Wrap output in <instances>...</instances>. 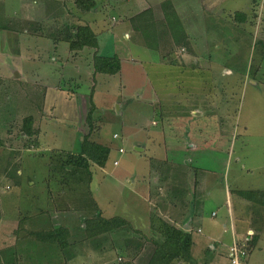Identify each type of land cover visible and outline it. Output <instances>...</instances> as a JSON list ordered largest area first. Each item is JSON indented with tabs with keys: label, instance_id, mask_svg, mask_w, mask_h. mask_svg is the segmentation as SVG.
<instances>
[{
	"label": "rangeland",
	"instance_id": "obj_1",
	"mask_svg": "<svg viewBox=\"0 0 264 264\" xmlns=\"http://www.w3.org/2000/svg\"><path fill=\"white\" fill-rule=\"evenodd\" d=\"M58 1L0 0V26L9 23L17 30L24 24L23 15L41 24L36 31L54 33L56 30L53 27L63 22H76L75 19L70 22L66 8L59 6ZM98 1L93 11L103 5L104 0ZM111 1L112 4L117 3L116 9L115 12H103V22L106 21L108 26L103 31L95 32L98 34L97 47L72 51L68 42H55L51 37L36 34L32 27L24 31V34L19 32L21 43H1L0 75L5 74L11 80L0 81V138L6 144L5 148L0 147V215L3 216L0 220V264L5 259H11L9 247L17 246V241L8 236L9 231L26 228V235L37 239L36 233L47 230L46 227L40 230L32 226L26 227L22 222V215L35 205L43 216H50L49 213H52L49 211V190H53L57 198L59 192H63L58 181L49 180L51 151H80L82 139L90 131L86 120L90 110L95 127L91 137L112 148L106 165L95 166L93 169L92 187L103 214L100 217L104 221L108 219L110 225V218L126 219L129 226L118 224L108 233L109 224H93L94 220L91 218L98 215L96 212L79 211L86 217L81 221L85 223V229L79 223L75 229L77 243L67 247V257L77 252V259L82 264L105 261L118 264L128 255L127 252H121L124 238L133 236L137 244L142 235L151 236L149 220L144 219L148 217V210H156L155 204L171 197L175 201L172 205L177 204V208L173 206L171 214L181 219L186 216L193 220L195 245L192 247V264H212L211 260L214 259H217V264H228L231 260L227 246L231 240L230 232L228 230L227 234H222V224L229 223L226 194L223 190L227 187L238 233L247 226L245 221L238 219L239 214L244 211L246 215H251V209L257 211L255 216L259 217H254L251 224L261 230V250L253 252L252 261L264 264V217L260 211L264 210V205L258 203L259 198L264 199V193H257L254 197L258 198L250 203L252 206L244 209L243 205L240 207L236 204L240 197L234 191L236 184L243 188L264 189V0H165L175 3L177 14L183 19L186 30L195 42L193 44L196 54H199L197 61L200 66L211 68L209 77L195 71V76L200 81L196 82L195 77L190 78L192 73L185 77L196 85V89L189 90L193 96H188L186 109L193 110L194 104H197L198 110H191V114L183 119L188 123L197 119L207 123L208 118L213 117L228 124L215 127L226 131L223 135L204 136L206 141L201 149V143L196 151L187 143L188 147H180L181 150L175 156V144H179L176 138L182 139L184 129L188 126L185 122L178 125L176 121L179 119L174 118L169 122L175 126L165 127L168 131V134L165 132V138L160 131L164 124L156 112L160 109V102L169 95L174 97L179 91L176 83L182 75L178 76L173 65L164 63L158 52L146 47L143 34L130 19L148 9L147 17L154 15V18L160 20L163 0H160L159 8H153L152 5L158 0H150L151 5L145 0H128L131 2L122 4L120 9L118 2L121 3V0ZM199 1L204 3V8ZM73 2L74 0H68L71 12L78 17L79 24L89 25L90 12L80 13ZM56 7L58 11L55 15L51 10ZM237 11L249 14V20L235 24L233 14ZM126 13L128 16H124ZM120 18L123 23H117ZM27 32L35 36L31 37ZM27 36L29 38L24 41ZM95 51L106 56L118 55L120 71L115 74L95 72ZM182 52L184 58L190 60V56H187L189 51ZM21 55H28L32 59L22 64L23 69L20 67ZM16 66H19L17 69L24 76L13 80L12 76L16 72L13 67ZM34 66L38 67L39 77H31L25 72V69ZM203 84L206 89L201 88ZM29 115L33 117L32 126L35 131L31 134L22 131L24 119ZM179 122L181 123L180 120ZM186 138L187 136L181 144L186 145ZM25 141H31L35 145L30 149L22 148ZM167 144L171 149H166ZM119 147L123 148V152L119 151ZM16 149H20V153L13 152ZM115 160H118V164H114ZM18 163L23 174L20 173L22 183L16 186L14 178L4 174L14 170ZM150 164L154 168L151 180L136 181L138 174L147 170ZM172 166L188 167V173L170 175L167 170ZM127 176L130 181L124 182ZM171 176L187 178L188 181L186 184H178L176 188L179 190L173 197L168 194L170 191L173 193L175 188L167 182V178ZM133 179L137 183L135 187H131ZM150 181L163 182V188L156 187L155 184L151 186ZM195 182L197 202L192 204L186 200L188 204L180 206L182 197L189 199L193 196ZM71 212L66 209L56 213L65 219L73 215ZM212 223L219 224V229L215 225L213 228ZM199 224L204 235H208H202L205 238L195 228ZM68 226L70 228V222ZM183 227L186 228L185 224ZM219 234L224 235L223 242L215 241L216 237L221 238ZM208 237H215L214 241ZM197 238H202L203 243H197ZM212 243L216 245V249L209 248ZM145 244L149 248L154 246L149 240H145ZM100 245L106 249L104 253L99 251ZM39 246L36 244L31 247L32 255L26 260L27 264H36L35 259L40 257V251L46 253L47 250ZM148 247L145 249L150 252ZM7 249L8 253L5 252ZM55 249L64 252L61 246ZM149 252H142L138 257H150ZM18 261L20 258L16 255L12 263L21 264Z\"/></svg>",
	"mask_w": 264,
	"mask_h": 264
},
{
	"label": "trees",
	"instance_id": "obj_2",
	"mask_svg": "<svg viewBox=\"0 0 264 264\" xmlns=\"http://www.w3.org/2000/svg\"><path fill=\"white\" fill-rule=\"evenodd\" d=\"M67 2L68 0H66V5L68 6ZM98 2V0H74L73 3L80 13H86L91 12V10L93 11L97 7ZM146 10H143L130 18L135 28L143 34L142 37H144V44L146 47L158 52L160 59L164 63L169 64V66L173 65L174 69L179 73L178 76H183H179L176 83V89H196L195 83L193 85L190 80L185 78L187 74L192 73L193 76L190 78L195 77V79H193L197 82L200 81V79L195 76L197 75L195 71L207 74L209 77L211 70L201 67L198 61H194L195 59H193V57L196 56V49L193 43L195 42L190 33L186 30L183 19L177 14L174 3L165 0L163 1L161 4L162 17L160 20L159 18H154V15L147 17ZM233 15V21L235 24L246 22L250 17L246 12L239 11L235 12ZM79 23V21L73 22V24L63 22L61 24L65 27L63 25L60 28L58 26L53 27L56 32L50 34L36 31L39 29L38 27H41V24L31 20L27 23L26 28L29 29V27H32L36 34L51 37L55 42L59 40L66 41L69 43V47L72 51L77 52L85 47H97L98 34H96L89 25ZM32 24H34V26H31ZM183 50L189 51V55L187 56H190V60L187 61L184 58ZM94 58L95 64L93 67L95 72L115 74L120 71L121 62L118 55L106 56L98 54L97 51H95ZM208 80L211 79L209 78ZM201 88L206 89L205 84H203ZM178 96H174L173 101H171L172 104L170 102L167 103L164 99L160 102L159 111L156 112L160 116L161 123L164 124V127H162L164 137H166L164 132L166 121L174 120V118L181 120L191 114V109L187 110L186 107H183L180 103V97ZM91 113L92 110L88 111L86 118L87 122H89L88 125L90 126V131L82 139L79 152H73L66 149H53L51 151L48 163L50 171L49 180L53 179L58 181L63 193L59 192V197L57 198L54 195V191L51 189L49 190V211L60 212L70 209L74 212H96L98 215H95V217L91 219L94 220L93 224L96 226L109 224L110 229L108 230L110 232V230L116 228L118 224L129 225V221L126 219L123 221L122 218H110V221L112 222L110 225L108 219L104 221V219L100 217L103 214L95 199L94 188L92 187L93 169L95 166L104 167L106 165L112 148L111 146L98 142L91 137V134L95 131V127L91 120ZM209 115H211L210 112ZM24 120L22 131L27 132V134L35 133L32 126L33 117L29 115ZM179 120L177 121V124L181 125ZM174 126L175 124L173 127ZM36 144H38V142ZM5 145V142L0 138L1 149L3 146L5 148ZM34 145L35 144L31 141H25L22 148L30 149L33 148ZM19 150L20 149H16L13 150V152L20 153ZM19 170L20 166L18 163L14 170L7 171L4 174L12 179L18 178L16 180L13 179L16 186H19L21 183ZM238 192L242 197L253 201V199L258 198L254 197L257 193H264V189H243L238 190ZM60 194H62V198H60ZM258 200L264 202L263 198H259ZM149 224L152 231L151 236L146 237V235H142L137 244V240L133 236L124 239L121 252H127L128 255L126 259H121L118 264H136V258L146 245L145 240H149L154 245L151 247V254L147 264L193 263L192 247L194 240L190 229L177 225L175 222L168 220L155 210L150 213ZM35 236L39 241L50 245L60 242L58 229L53 227L40 231L36 233ZM257 236L254 235L255 239L253 238L249 244H246V246H239L245 248L248 253H251L255 246ZM15 256L16 254L13 250L10 255L11 264H13L12 261Z\"/></svg>",
	"mask_w": 264,
	"mask_h": 264
},
{
	"label": "crops",
	"instance_id": "obj_3",
	"mask_svg": "<svg viewBox=\"0 0 264 264\" xmlns=\"http://www.w3.org/2000/svg\"><path fill=\"white\" fill-rule=\"evenodd\" d=\"M131 1H133V0H131ZM131 1L121 0V3L118 2L119 9H120V6L122 4L126 5L127 3L131 2ZM145 1H146V3L150 2V0H145ZM161 1L158 0V2H156V4L153 3L152 4L154 6L153 8H159L158 7L159 6V2H161ZM58 3H59V6H62V7L64 6L66 8V10H65L66 11V15L71 18V22L74 19L76 21L78 20V17H75L74 14L71 12V9H70L71 7L69 6V4H68V6L66 5V0H59ZM199 4H200V6L203 7L202 4H204V3L202 1L201 2L199 1ZM116 5H117V3L112 4L111 0L110 1L109 0H104L103 5H101L97 10L92 11V12L89 13V19H90L89 20V25L92 27V29L96 33L98 31H100V30L101 31L105 30V28L108 26L106 21L103 22V17H102L103 12L104 11H108V10L109 11L113 10V12H115ZM150 5H151V2H150ZM57 9H58L57 7L54 8L53 10H51L52 11L51 13L55 12V15H56L57 11H58ZM122 10L125 11V9H122ZM124 16H128L127 13L124 14ZM118 17H119V15H117L116 19H118ZM30 19L31 18H28V17L22 15V20L24 21V24H23L22 27H19L17 30H15L14 26L12 27V25H10L9 23L1 25L0 26V46H2L1 43H4V42H9V43L16 42V44L21 43L19 41V37H18L19 35L18 34H19V32H22V34H24V31H27L28 28H26V26H27V23L30 21ZM124 19H127V18L125 17ZM38 20H41V19H38ZM121 20H122V18H120L117 21V23L118 22L123 23ZM58 27L60 28V27H62V25L59 24ZM102 28H104V29H102ZM24 29H26V30H24ZM27 34L29 36H31V37L35 36L33 34H29L28 32H27ZM28 38L29 37L27 36L24 39V41H26ZM193 59H195L196 61L197 60L199 61V54H196V56L193 57ZM30 60H32V59L28 55H26V56L21 55V59H20L21 66L19 65L21 67V69H23L22 64L25 63V62L28 63V62H30ZM19 66L13 67V70L14 71L16 70L14 76H12V73H11V76H12L13 80L22 78L24 76V74L21 72V70L17 69ZM37 66L31 67V68H29L27 70L25 69V72H27L28 75L31 76V77H33L34 75H38L39 73H38L37 68L39 66L38 67ZM38 77H39V75H38ZM8 79L11 80L9 78V76H5V74L0 75V81L1 82H7V81H9ZM189 90L190 89H180L179 90L180 92L177 91V93L174 94V96H178L179 95L178 97H180V103H181V105L183 107H187L186 106L187 102H189L188 101V99H189L188 96H191L190 95L191 93L189 92ZM192 96H191V98H192ZM5 97L7 98L8 96L5 95ZM173 98L174 97H172V95H169V97L166 98V102L167 103L170 102L172 104L171 101H173ZM177 101H174V102H177ZM196 106H197V104H194L193 110L192 109L191 110L192 111H195L194 109L198 110V107H196ZM170 121H172V120H170ZM180 121H181V125L185 122L187 124L186 126H188L187 129L186 128L184 129V137L187 136L186 142H185L186 145L185 144H181L184 141V137L182 139L176 138V140L178 141L179 144H175V146H176L175 147V153L176 154L174 153V156L177 155L178 150H181L180 147H182V146L184 147L185 146L184 149H186V146L188 147L187 143H190V147L193 148L195 151L198 150L197 146H198L199 143H201V146H200V149H201L202 146H203L202 145L203 142L206 141L204 136L207 135V136H211V137H216L219 134L223 135V133H226V131L218 129V128H215V127L216 126L220 127L222 125L223 126L228 125L225 121H219L218 119H214L213 117L212 118L209 117L207 123L202 122V119L192 120L189 123L186 122L185 119H181ZM194 121H195V125L193 126V122ZM173 124L174 123H171V122L169 123V121L168 122L166 121L165 127L172 126ZM217 124H219V125H217ZM156 125H158V124L156 123ZM211 126L213 128H211ZM208 127H210V128H208ZM160 131L163 132V129H161ZM164 132H166L168 134L167 129H165ZM165 138H167V137H165ZM215 140L218 141V139H215ZM165 147H166L167 150L171 149L169 144H167ZM171 154H173V152H171ZM179 154H182V153L180 152ZM184 157H185V159H187L186 158L187 155H185ZM168 159H169V156H168ZM180 161H181V163H184V162H182V160H180ZM153 169L154 168H152L151 164L148 165V169L147 170H144L143 172H140V174H138V177L136 178V181H137V179L138 180H146V179L149 180ZM187 169H188V167L186 168L184 166H179V167L172 166V168H169L167 171L170 173V175H174V174H177V175L182 174L183 175V174H187L188 173ZM19 173H21L20 170H19ZM21 174H23V172ZM194 176L197 178L196 175H194ZM225 178H226V176H225ZM128 180L130 181L129 177L127 176L124 179V182H126ZM136 181L134 179L131 180V182H130L131 183V187H133V186L135 187L137 185ZM167 182L169 184H171L173 187H175L174 190H172L173 193H171V191L168 193L169 197L170 196L173 197L175 192H178V190H179V189L176 188V187L179 186L178 184H180L181 182H185L183 184H186V182H188V181H187V178L184 179L183 177L176 178V177L171 176V177L167 178ZM21 183H22V181H21ZM26 184H28V183H26ZM150 184H151V186H153V184H155L156 187H161V188H163V185H164V183L161 182V181H159V182H155V181L151 182L150 181ZM192 189H193V193H192L193 196L190 197L189 199L187 197H182V199H181L182 201L180 202V206H186L188 204V202L186 200L190 201V203H192V204H194L195 201L197 202L198 190H197L196 182H195L194 187ZM243 189H254V188H249V187L243 188L242 186L237 185V184L235 186L234 191L236 192L237 196L240 197V199L237 201L236 204L239 205V206L243 205L244 209H247V208H249V206H252L250 203L253 202V201H250V200L242 197L239 194L238 190H243ZM98 190H100V189L98 188ZM223 190H224V192L226 194V204L225 205L227 207V212H229L228 213V215H229V218H228L229 219V223H223L222 224V227H223L222 234H227L228 230L230 232L229 236H230L231 240H230L229 243H227L228 244L227 246L229 247V251H230V247L234 243H237L238 245H241V246H246V244H249V242L253 238L255 239L254 235H256V236L258 235L257 239L255 241V246H254L252 252L251 253L247 252V256L243 259L244 260L243 264H258V263H255V262L252 261V254L257 249L261 250V244H260L261 243V239H262L260 237L261 230L258 227H255V226H253L251 224L252 221H254V219H255L254 217H259L258 215L255 216L257 211L251 209L250 210L251 211L250 212L251 215H246V213L244 211H242V213L239 214L238 219L241 220V221H245L247 223V226L244 228V230H242V231H240L238 233L236 231V225L234 223L231 195L228 192V188L227 187H224ZM229 191H230V188H229ZM136 194L139 195V193H136ZM165 200H163V201L160 200L157 204L154 205L155 209H156L155 211L159 212L165 218H167L170 221L175 222L179 226L180 225L183 226L185 224L186 229H190V231L192 232L193 231L192 230L193 229V220L187 218L186 216L182 217V219H181V217H179V216H177L175 214H171L172 210H173V206H174V208H177V204L172 205L175 201H173L171 199V197H170V199H168L166 201ZM97 203H99V202H97ZM258 203L260 205H264L262 202H258ZM162 204H163V208H162ZM1 205H2V203H1ZM33 207L34 208H32V209L26 210L25 214L23 213V215H22L23 216V219H22L23 224H26V227L32 226V228H35L36 230H40L43 227H46L47 229H50L51 227L57 228L58 229V233L60 234V237H59L60 242L50 245V244H47V243H43L42 241H39L38 239H31V236H27L26 235L27 234V229L26 228L25 229H21V230H16V231H9L7 233L8 236L10 238H12V240L14 239L15 241H17V243L15 244L17 246L9 247L10 253L14 250V253L19 256L21 264H27L26 260L32 255L31 247H33V246L35 247V245L38 244V245H40L39 248L46 249L47 251L44 254L40 251V257L35 259L36 264H60V263H63V264H78V263L80 264L81 263L82 264V261L77 259V252L74 255H69L70 257H67L68 255H65V254H66V251L68 250L67 247L69 245L77 243V241H75V240L78 237V235L75 234V229L77 228L79 223L82 226V228L85 229V226H84L85 223L84 224L81 223V221L83 222V219L86 218L84 215H82L83 213L79 212V211H76V212L72 211L71 213H73V215H69V216L66 215L67 218L64 219V218L60 217V215H58L59 213H56V212L49 213L50 216H43L42 214H40V212H39L40 209L38 208L37 205H35ZM149 210H151V209H149ZM149 210H148V217L144 218L145 220H149L150 213H151V211H149ZM260 211H262L261 215H262V217H264V210H260ZM212 213L214 214V212H212ZM2 217L3 216L0 215V220H1ZM68 222H70V228L68 226ZM214 225L216 226V228L219 229V224L217 225L216 223H214L212 225L213 228H215ZM127 226H129V225H127ZM195 228L197 229V232H198V234H200V236L204 235V230L202 229V226L200 224L198 226H195ZM95 230H97V228ZM249 232H252L253 234L249 235L248 234ZM108 233H109V231H108ZM105 234L107 235V232ZM222 234H219L221 238L215 236L216 237V238L214 237L215 241L223 242L225 237L222 238V236H224ZM192 235H193V232H192ZM204 236H208V235H204ZM204 236H202V237H204ZM129 237L130 236H127L124 239L129 238ZM214 238L208 237V239H210L211 241H214ZM193 240H194V236H193ZM197 243L202 244L203 243V239L202 238H199V239L197 238ZM193 245H195V241H194ZM211 245L212 246H210V245H206V246L207 247L210 246L209 248L216 249V245H213V243ZM58 246H61L64 249L63 253H61L60 250H57L58 248L55 249ZM98 247H99V245H98ZM103 247H104L103 245H100V248H99L100 250L99 251L104 253L106 249L103 248ZM147 247H144V249L142 251L143 253L144 252H149L148 249L147 250L145 249ZM149 249H151V247ZM204 250H205V248H204ZM5 252L8 253V249L5 250ZM150 254H151V251L149 252V255ZM140 256H141V254H140ZM148 259H149V257H145V256H144L143 259L138 257L137 260H136V264H147ZM216 260L217 259L211 260L212 264H217L215 262ZM20 261H18V262H20ZM3 264H11V261L5 259V262H3ZM90 264H109V263L107 261H105V262H97V263L93 262V263H90ZM228 264H231L230 260H229Z\"/></svg>",
	"mask_w": 264,
	"mask_h": 264
},
{
	"label": "built area",
	"instance_id": "obj_4",
	"mask_svg": "<svg viewBox=\"0 0 264 264\" xmlns=\"http://www.w3.org/2000/svg\"><path fill=\"white\" fill-rule=\"evenodd\" d=\"M117 137V134L115 135ZM120 152H123V148H119ZM114 164H118V160L114 161ZM252 235V232L248 233ZM230 256H231V264H243L244 258L247 256V251L245 248L239 246L237 243H234L230 247Z\"/></svg>",
	"mask_w": 264,
	"mask_h": 264
}]
</instances>
